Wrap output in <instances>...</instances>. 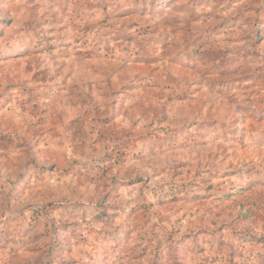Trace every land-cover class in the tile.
<instances>
[{
  "label": "rangeland",
  "instance_id": "rangeland-1",
  "mask_svg": "<svg viewBox=\"0 0 264 264\" xmlns=\"http://www.w3.org/2000/svg\"><path fill=\"white\" fill-rule=\"evenodd\" d=\"M163 1L0 0V134L27 105L61 98L69 59L111 62L107 74L133 64L152 88L67 194L13 190L10 206L0 183V264H264V59L231 41L223 78L166 65L147 49ZM205 1L232 25L253 9ZM13 141L0 137V176L16 179Z\"/></svg>",
  "mask_w": 264,
  "mask_h": 264
},
{
  "label": "crops",
  "instance_id": "crops-1",
  "mask_svg": "<svg viewBox=\"0 0 264 264\" xmlns=\"http://www.w3.org/2000/svg\"><path fill=\"white\" fill-rule=\"evenodd\" d=\"M200 1H163L157 19L151 24L158 46H151L155 45L151 43L147 49L157 47L159 53L168 54V57L162 56L166 65L169 61L191 67L199 65L208 70L205 73L208 78L215 74L224 77V71L230 67L231 41L239 48L250 43L252 50L260 53L259 59H264L263 1L252 0L249 5L253 9L247 12L244 9V16L238 17L236 26L220 14L209 12L211 3ZM231 36L235 39L230 40ZM110 63L96 57L69 59L67 71L70 66H74L75 71L68 72L66 92L61 98L51 97L46 108L40 106L36 111H30L32 104L27 105L18 112L15 129L1 132L4 145L9 146L10 137H14L15 157H21L25 164L16 179L0 176V183L8 187L7 205L18 206L17 197H11L13 190H18L19 194L54 187L57 195L67 194L70 181L79 180L76 169L80 161L107 154L112 133L118 126L127 124V111L130 112L137 101H148L143 94L151 87L145 82L143 86L136 84L133 64L114 61L116 65L124 64L126 70L107 74L104 65ZM165 85L160 82L152 85L163 93L162 99L165 98ZM14 154L9 153L10 157Z\"/></svg>",
  "mask_w": 264,
  "mask_h": 264
}]
</instances>
